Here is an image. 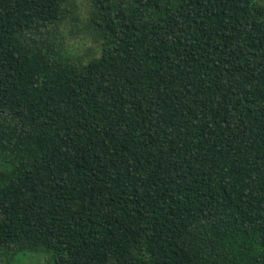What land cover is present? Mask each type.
I'll return each mask as SVG.
<instances>
[{"label": "trees", "instance_id": "trees-1", "mask_svg": "<svg viewBox=\"0 0 264 264\" xmlns=\"http://www.w3.org/2000/svg\"><path fill=\"white\" fill-rule=\"evenodd\" d=\"M75 7L0 0V264H264V2Z\"/></svg>", "mask_w": 264, "mask_h": 264}, {"label": "rangeland", "instance_id": "rangeland-1", "mask_svg": "<svg viewBox=\"0 0 264 264\" xmlns=\"http://www.w3.org/2000/svg\"><path fill=\"white\" fill-rule=\"evenodd\" d=\"M264 2V0H257ZM75 4L74 17L79 21L76 25V21L73 20L72 14L61 24L54 29L56 30V38L61 43L68 47H72L74 50H78L81 54L88 51L95 43L91 37L85 34V24L87 22V13L90 8L91 0H73ZM17 260L22 264H49L47 255L42 252H28L17 254Z\"/></svg>", "mask_w": 264, "mask_h": 264}]
</instances>
